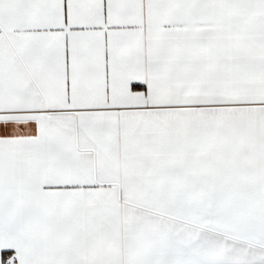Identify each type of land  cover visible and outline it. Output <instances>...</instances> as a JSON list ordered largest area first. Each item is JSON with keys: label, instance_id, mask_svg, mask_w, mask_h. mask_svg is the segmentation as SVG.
<instances>
[{"label": "snow or ice", "instance_id": "6c2138e0", "mask_svg": "<svg viewBox=\"0 0 264 264\" xmlns=\"http://www.w3.org/2000/svg\"><path fill=\"white\" fill-rule=\"evenodd\" d=\"M0 264H264V0H0Z\"/></svg>", "mask_w": 264, "mask_h": 264}]
</instances>
